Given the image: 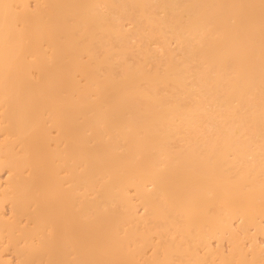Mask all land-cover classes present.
Masks as SVG:
<instances>
[{
  "label": "bare ground",
  "instance_id": "6f19581e",
  "mask_svg": "<svg viewBox=\"0 0 264 264\" xmlns=\"http://www.w3.org/2000/svg\"><path fill=\"white\" fill-rule=\"evenodd\" d=\"M17 1L0 0V230L21 264H207L198 240L264 230V0ZM213 264L264 255L234 243Z\"/></svg>",
  "mask_w": 264,
  "mask_h": 264
},
{
  "label": "rangeland",
  "instance_id": "374dc122",
  "mask_svg": "<svg viewBox=\"0 0 264 264\" xmlns=\"http://www.w3.org/2000/svg\"><path fill=\"white\" fill-rule=\"evenodd\" d=\"M45 0H20L15 3V8L18 11H21L24 6L28 7L30 10H36L39 4H43ZM42 2V3H41ZM125 27L132 28L131 26L133 23L129 20H125ZM127 25V26H126ZM134 25V24H133ZM132 44H134V52H137L140 48V39L138 37L132 38ZM138 41V42H137ZM158 43V44H157ZM172 47H176V41L172 40L171 42ZM157 44V46H155ZM154 47H159L158 49L162 51L163 45L159 42H153ZM137 49V50H136ZM134 61L136 57L130 55L129 59ZM133 57V59H132ZM130 60V61H131ZM204 128V127H203ZM209 128H204L205 131H208ZM213 130V129H210ZM3 140V134L0 131V142ZM10 172L8 168H2L0 170V181L2 183V189L8 186V179H9ZM132 194L135 195L134 190H131ZM138 211L140 214H144L145 210L142 206L138 205ZM2 212L4 214V218L12 220L13 214L11 211V206L8 201L5 202V206L2 208ZM145 218V217H143ZM25 216H22V223H26ZM261 219V220H260ZM257 220L260 221L261 225L264 226V220L262 217L258 216ZM150 221V220H149ZM234 222V229L236 231V240L230 236L229 232L219 233L221 237L218 236H211L208 237V242H200L197 241V251L201 256H207V264H213L214 262H219V254L223 253L225 255H230L233 249L234 243L241 245L246 252L249 253V256L252 255L253 251L256 248H260L264 255V230H260L258 227L254 226V224H244L242 218H236L233 220ZM151 224V222H150ZM247 226L249 228H247ZM238 230V231H237ZM7 231L0 230V264H21L22 255L18 252L15 248V245L12 241L9 240V235L6 233ZM172 236V235H171ZM167 239L166 235H158L154 237L155 242L164 243ZM238 240V241H237ZM237 241V242H235ZM257 243V244H256ZM24 242H21L19 246L23 245ZM207 244V245H206ZM207 251H210L211 254L207 255ZM219 251V253H218ZM151 252V249L148 250V253Z\"/></svg>",
  "mask_w": 264,
  "mask_h": 264
}]
</instances>
